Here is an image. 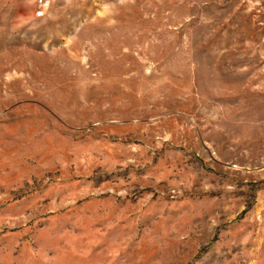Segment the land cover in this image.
<instances>
[{
    "label": "rangeland",
    "instance_id": "374dc122",
    "mask_svg": "<svg viewBox=\"0 0 264 264\" xmlns=\"http://www.w3.org/2000/svg\"><path fill=\"white\" fill-rule=\"evenodd\" d=\"M0 264H264V0H0Z\"/></svg>",
    "mask_w": 264,
    "mask_h": 264
}]
</instances>
